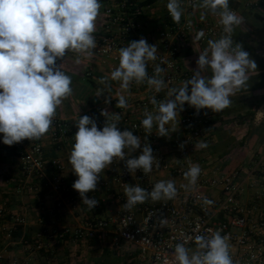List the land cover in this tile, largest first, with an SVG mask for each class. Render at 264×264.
Instances as JSON below:
<instances>
[{"label":"crops","instance_id":"crops-1","mask_svg":"<svg viewBox=\"0 0 264 264\" xmlns=\"http://www.w3.org/2000/svg\"><path fill=\"white\" fill-rule=\"evenodd\" d=\"M138 1L144 13L135 18L138 27L127 37L122 47L131 41L144 38L150 45L157 47V56L163 55L166 51L159 40V34L170 23L166 17L168 0ZM100 2L102 7L96 19V31L93 33L97 41L93 56L88 58L81 55L80 63L77 64V54L68 52L63 61L56 62L57 65L62 64V70L71 77L73 92L58 107L55 116L61 121L67 134L58 141H53L50 129L41 139L36 140L42 144L44 150L46 167L42 178L31 179L21 169L20 152L28 150L32 141L25 139L8 146L3 143V134L0 133V209L3 211L0 216V264H10L13 260L19 264H105V259L112 253L123 255L128 260L127 249L113 245L111 240L74 242L67 239L50 242L46 238V235L55 229L72 228L92 219H107L122 211V200L126 196L124 188L117 184L116 179L125 163L123 160L114 161L105 169L96 190L86 194L89 199L95 198L98 201L92 210L82 203L81 198L75 197L77 191L72 188V184L78 177L68 162L75 142L74 135L78 130L75 121L88 115L96 122L98 129L102 130L106 119L112 122L113 116L118 114L120 120L117 127L121 131H132L128 123L138 115L136 109L134 112L133 105L150 94L148 89L140 88L136 84H131L126 91L122 90L120 82L111 80V72L119 65V52L116 60L113 57H104L99 52L98 44L106 34L105 11L113 0ZM229 7L237 10L238 16L242 17V23L235 26L232 33L234 44H240L243 50L249 53L250 58L256 62L257 69L248 73L247 86L230 97L232 103L229 107L219 112L209 109L211 122L207 132L212 142H199L207 147L197 149L194 163L211 176H236L243 186L241 206L246 210L264 211V0H229ZM181 20H190L199 27L188 42L182 44L179 55L182 69L193 74L199 54L208 46L207 42L201 43L196 36L202 31L204 24L216 20V15L198 5L191 12L182 11ZM152 62L149 61L148 66ZM202 75L210 77L211 72L206 69ZM105 77L108 78L110 90L99 83L100 79ZM98 89L105 91L99 97L95 95ZM167 91H164L166 96ZM119 95H124L126 108L116 106ZM106 99L109 101L107 104ZM102 110L109 113L107 118L101 115ZM182 117L183 111L174 122L165 125L167 136H160L155 125L150 133L146 130L141 133L132 131L141 138V148L126 158L138 157L147 142L153 152L160 151L166 155L169 162L175 164V141L184 135ZM55 161L64 167L62 175L72 196L57 212L54 207L58 196L49 186L57 176L53 165ZM174 164L168 171L152 169L147 179L140 169L132 174L129 185H139L147 190L149 183L173 180L177 189V195L171 200L149 199L143 204H137V207L154 205L161 201L179 204L189 200L195 191H202L216 199L223 197L221 188L200 187L198 181L187 189L181 187L187 185L188 181L184 177L176 176ZM260 191H263V194L258 195ZM137 215L141 219L140 213ZM40 234L45 235L43 243L47 246L41 250L37 249L34 243ZM231 253L236 254V249L232 248Z\"/></svg>","mask_w":264,"mask_h":264},{"label":"clouds","instance_id":"clouds-1","mask_svg":"<svg viewBox=\"0 0 264 264\" xmlns=\"http://www.w3.org/2000/svg\"><path fill=\"white\" fill-rule=\"evenodd\" d=\"M199 6L219 16L225 35L208 40L190 79L178 88H168L165 100L158 102L155 97L151 98L156 110L145 109V118L141 121L149 133L155 125L160 136H167L165 125L176 120L185 103L197 113L201 109L219 112L229 107L230 97L247 86L248 73L257 69L249 53L240 44H234L232 33L234 27L242 23V17L230 9L229 0H202ZM101 7L100 0H0V133L5 145L12 146L25 139L39 140L48 133L58 107L73 92L71 77L62 70V64L56 62L63 61L68 52L77 54V64L81 55L93 56L97 47L93 33ZM166 7L173 22L179 23L182 16L180 0H168ZM203 35L200 31L196 39ZM156 59L155 45H150L144 38L131 41L119 49V65L111 72V80L120 82V88L125 91L133 82L138 85L146 82L159 93L167 87L165 80L159 78L165 69L157 64L153 75L147 71L149 61ZM206 69L210 70V77L202 75ZM107 80V77L101 78L99 83L110 90ZM104 92V89H98L95 95L99 97ZM108 102L106 99L105 103ZM116 106L127 107L124 95H119ZM101 115L107 118L109 113L102 110ZM119 120L118 114L113 116L112 122L106 119L102 130L88 115L75 121L78 130L68 162L78 178L72 188L89 210L98 201L89 199L86 194L96 190L103 171L114 161H125L131 174L137 169L148 174L157 160L147 142L138 157L126 158L141 148V138L130 130L121 131L117 127ZM183 147L181 144L180 148ZM195 147L207 145L200 143ZM200 173L198 164H190L183 174L188 184L181 187L194 186ZM124 194L127 200L123 207L131 210L149 199L171 200L177 195V189L173 180H161L151 191L139 185L125 184ZM204 203L212 202L204 198ZM164 223V219L159 220L160 226ZM209 233L195 237L194 251L184 243H178L173 252V264H234L228 237L222 236L220 230H209Z\"/></svg>","mask_w":264,"mask_h":264},{"label":"built area","instance_id":"built-area-1","mask_svg":"<svg viewBox=\"0 0 264 264\" xmlns=\"http://www.w3.org/2000/svg\"><path fill=\"white\" fill-rule=\"evenodd\" d=\"M202 0H180L182 11L191 12ZM233 10L237 15V10ZM144 9L138 0H113L105 11L106 34L101 39L99 52L107 58L117 59L119 49L125 45L127 37L136 31L138 25L135 18L141 17ZM166 17L170 23L160 32L159 40L166 51L163 55H158L148 67V74H154V68L159 64L165 69L159 78L165 80L167 87L156 93L146 82L138 85L150 91V94L143 100L134 103V112L137 111V118L131 120L128 125L133 132L141 133L145 129L141 125L145 118L144 112H155L156 105L150 101L152 97L159 102L165 100L164 94L168 88L180 86L183 81L191 78L190 72L184 71L181 67L179 55L182 44L188 42L190 36L198 31L199 27L190 20H181L179 23L173 22L167 7ZM204 35L200 38L201 43L208 40H217L222 35L223 26L219 23V16L211 23L204 24L202 29ZM233 39V36H232ZM183 117L181 123L184 127V135L175 141L176 159L175 164L169 162L165 154L155 150L153 156L157 159L153 164V171H168L173 166L177 177H184L190 164L194 163V155L197 153L195 145L199 142H212L207 128L211 122L209 109H201L198 113L195 108L184 104ZM51 137L53 141L67 134L61 121L53 119ZM183 144V149L180 145ZM21 169L27 177L40 179L43 176L46 163L44 160V150L42 144L32 141L31 147L20 152ZM157 164L159 165L157 167ZM57 171V176L49 184L52 191L58 196L55 200L54 210L59 211L65 202L72 196L66 186L62 172L63 165L60 162H53ZM143 173V172H142ZM145 179L148 174H144ZM132 174L128 172L125 163L116 179L120 187L130 184ZM198 185L221 188L222 198H215L202 191H195L191 198L179 204L161 201L154 205L145 204L140 207H133L131 210L122 211L114 217L107 219H92L72 228L55 229L46 235L47 240L74 242H106L111 240L115 246H124L127 249V264H173V252L178 243H184L190 250L196 249L195 237L197 235L208 236L209 230H220L222 236L228 237L230 245V255L234 264H264V211L259 209L246 210L241 206L242 184L237 181L236 176H223L209 174L201 169L197 179ZM154 184H148L150 191ZM76 198H81L79 193H75ZM204 198L212 203L205 204ZM123 198V205L126 203ZM137 213H140L141 219ZM3 211L0 209V216ZM164 219L165 223L160 226L159 220ZM44 234L35 238L37 249L41 250L47 246L43 243ZM236 249V254L231 253V249ZM10 264H19L13 260Z\"/></svg>","mask_w":264,"mask_h":264},{"label":"rangeland","instance_id":"rangeland-1","mask_svg":"<svg viewBox=\"0 0 264 264\" xmlns=\"http://www.w3.org/2000/svg\"><path fill=\"white\" fill-rule=\"evenodd\" d=\"M261 187V186H260ZM259 187V190L261 188ZM263 194V191H260L258 195ZM105 264H127V259L123 257V255H116L115 253H112L110 257L105 259Z\"/></svg>","mask_w":264,"mask_h":264}]
</instances>
